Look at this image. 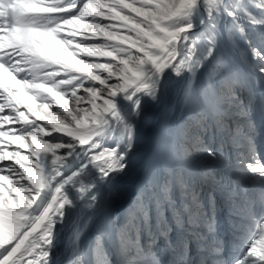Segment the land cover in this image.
I'll list each match as a JSON object with an SVG mask.
<instances>
[{
	"label": "snow or ice",
	"instance_id": "obj_1",
	"mask_svg": "<svg viewBox=\"0 0 264 264\" xmlns=\"http://www.w3.org/2000/svg\"><path fill=\"white\" fill-rule=\"evenodd\" d=\"M224 3L225 0H0V162H10L0 163V264H44L55 219L62 217L65 205L70 203L65 192L60 195L61 191L74 184L81 171L54 186L55 194L52 192L51 200L34 220H29L28 214L50 190L57 168L73 161L82 163V167L78 165L82 171L95 166L99 182L103 185L107 181L102 194L92 196L101 231L106 229V208L122 195L126 174L121 176L120 185L113 184L111 177L113 173H124L125 157L109 148L100 156L87 158L86 154L89 148L98 146L95 138L120 120L116 104L119 96L132 100L145 94L155 100L158 82L166 69H172L178 77L183 71L189 80H194L204 64L212 61L204 87L215 112L198 128L207 131L218 127L226 109L240 107L234 95V70L222 57L214 58V41H209L210 47L200 60L195 59V43L190 45L195 12L207 9L206 18L199 24L215 30V15ZM228 15L236 18L235 11ZM245 16L255 24L249 14ZM49 18L57 19L53 24ZM237 30L244 35L239 25ZM228 38H232L231 33ZM250 51L254 60L264 62V53L251 46ZM259 71L264 75V68ZM113 77L117 83L108 84ZM97 83L103 87L98 89ZM193 93L194 88L189 89L186 82V100L194 101ZM260 101L264 102V97ZM249 127H254L250 121ZM236 131H240L239 125ZM126 132L127 140L134 141L135 130L127 127ZM54 134L68 139L61 140ZM185 139L190 143L179 147L181 159L205 151L200 147L199 134ZM133 146L127 144L126 150L131 151ZM61 149L64 151L59 152ZM100 157H106L103 164L95 163ZM221 165L228 174L219 179L210 172L201 173L202 178L212 180L209 198L236 205L237 188L229 175L235 166L227 156L222 157ZM165 167L162 164L150 168L142 177L132 215L116 249L120 264L122 260L123 264H135L137 259L162 264L159 257L165 255L170 257L168 264H191L193 245L203 247L205 234L186 231L190 227L188 211L176 204L178 198L187 196L184 172L174 169L170 175ZM247 169L264 178V165L249 163ZM24 180L28 183L21 182ZM54 204L58 206L53 208ZM258 208L264 212V204ZM256 211L257 207H247L250 216ZM197 214L203 220L198 226L207 231L212 221L210 213L201 208ZM142 235L148 251L141 243ZM157 247L159 253L153 251ZM256 247L253 243L237 264H264V254L256 257ZM215 259L209 252L204 261L215 264ZM105 261L107 264V253Z\"/></svg>",
	"mask_w": 264,
	"mask_h": 264
},
{
	"label": "rangeland",
	"instance_id": "obj_2",
	"mask_svg": "<svg viewBox=\"0 0 264 264\" xmlns=\"http://www.w3.org/2000/svg\"><path fill=\"white\" fill-rule=\"evenodd\" d=\"M205 10L207 12V9ZM229 11H235V19L228 15ZM245 13L253 18L255 24L248 22ZM201 18L202 11L200 8L195 12L193 17V23L195 24L194 29L196 30H192L190 33V45L193 42L195 43V59L200 60L210 47L209 41H214V58L216 56L222 57L227 61L229 67L234 70V95L240 102V107L233 106L226 109L223 113V122L218 127L209 128L207 131L198 128L197 125L201 122L212 119L215 112L214 102L207 95L204 87L208 82V74L213 62L209 61L205 63L194 80H189L188 73H184L183 71L181 76L178 77L172 69H166L161 77L164 80V84L161 83L159 85V91L155 100L145 94H138V96L133 97L132 100H126L123 96H119L116 100L119 115L121 113L123 115V112H126L121 116V124L117 122L116 124L118 125L116 126L115 124L114 127V122L111 123V127L113 128L110 127L109 132L112 131L114 135H117V133L121 131L123 143L126 145L129 143L134 144L131 151H126V148L121 149L122 153L125 150V153L131 156L128 164H126L124 168V173L128 172V168L130 167L145 164L148 156L152 155L157 162V168L162 164L167 165L169 163L167 172L171 175L172 171L170 170L172 168L175 170L182 169L181 165L183 162L180 163V166H177L175 162L181 159L179 158V147H187L188 143H190V141H186L185 138L193 134H199L202 140L200 147L204 148L205 151L194 156L186 157L183 161L187 160L191 164L204 165L205 167L211 163H221L222 157L227 156L235 166V168H233L234 170L244 174L243 176L248 179H253L257 182L260 180L264 181V178L256 180L259 174L252 173L247 169L249 163L264 165V134L261 129L263 127L259 119V111H257L254 103L255 99L259 97L260 94L264 97V75H261L259 71V69L264 68V62L258 59L254 60L250 51L251 46L264 53V0H242L240 3H238L237 0H225L223 7L219 10L218 14L215 15V19L217 20V29L215 30L210 29L207 24L203 27L197 26ZM205 18L206 14L204 16V19ZM56 19L57 18H49V22L54 24ZM103 23H107V21H103ZM238 25L244 30L243 36L237 30ZM229 33H231V39L228 38ZM179 58L180 57H177V59ZM186 82L189 89L194 88L193 94L195 99L192 102L186 100ZM115 83H117V81L114 77L108 80V84L110 85ZM96 87L99 89L103 86L97 83ZM137 100H139L138 108L135 103ZM132 101H134V103ZM250 101H252L251 104L249 103ZM241 109H247V111L243 112ZM249 121L254 127H249ZM237 125L240 126L239 132L236 131ZM5 127L11 128L16 127V125H6ZM127 127H131L135 130L134 141L127 140ZM54 135L60 136L61 140L68 139V137L62 134ZM105 135H107V133ZM222 138H225L226 141L223 142ZM45 139L51 140V137H45ZM167 140L172 142L173 147H170L169 144L166 143L168 142ZM228 140L232 141V143H229ZM97 142L103 143L100 139H98ZM107 142L110 141L107 140ZM86 146L87 145L80 146L78 144V147ZM11 147L15 148V145ZM135 147L136 149H134ZM21 151L23 152V149H21ZM58 151L63 152L64 150L61 149ZM209 152L213 155H208ZM176 154L179 157L177 159H171V157L174 158ZM0 163L7 164L10 162L3 161ZM172 163H174V165ZM66 167L67 166H60L57 168L56 174L52 175L51 183L58 180L57 177L62 174ZM148 169L149 167L146 166L147 171ZM184 177V189L187 194L186 198L188 202L178 198L176 202L177 207H192L191 211L195 213L194 216H198L197 213L201 208L214 207L217 203L216 200H210L208 195L204 197V191L201 193V189H198V191L196 190L197 183L189 179L186 175H184ZM131 180L123 183L127 184ZM137 180L138 178L135 180L133 193L126 197L127 204L130 205L132 203L133 207L137 196L135 193L138 192L139 188L136 186H140ZM21 182L24 184L28 183L26 180ZM233 184L242 185L243 203L245 207H248L250 193L246 190L247 186L242 181H236L234 179ZM48 197L49 196H47L43 202H48ZM125 203L117 207L111 201L106 208L109 217L108 220L110 221V218H112L115 223L119 225L123 233L132 215L129 209H126L125 213L120 211L121 207L125 206ZM260 203L264 204V198L256 202L257 211ZM36 206H33L35 208L31 210L32 213H34V219L42 212L36 211ZM73 207H75V204L74 206L71 204L69 208L64 211L66 214L63 212L62 217H60L61 221L70 219V221L73 222L75 213ZM198 218L201 217L198 216ZM99 221V217L95 215L93 226H95L96 223H98V226ZM262 225H264V219L259 222L256 235L250 238L244 237L245 239L241 237L236 240V242L239 241L243 246L247 244L250 248L253 243H256V257L264 254V233L261 232ZM93 233V238L96 234L95 249L97 264H106L105 253L108 254L107 264H112L110 252L104 244L105 242L102 241L103 237L100 229L93 231ZM250 248H248V250ZM78 254L83 253L73 254L67 264L75 262ZM77 259L78 261L75 264H84L82 255H79ZM144 262L146 263L145 260L142 261V263Z\"/></svg>",
	"mask_w": 264,
	"mask_h": 264
},
{
	"label": "bare ground",
	"instance_id": "obj_3",
	"mask_svg": "<svg viewBox=\"0 0 264 264\" xmlns=\"http://www.w3.org/2000/svg\"><path fill=\"white\" fill-rule=\"evenodd\" d=\"M201 11H202L201 19H204L206 10L204 8H201ZM197 26L201 27L199 23ZM193 30H196V29L193 28ZM163 81L164 80L160 78L158 82L159 85L163 83ZM132 102L134 103V101ZM125 112H123V115L125 114ZM123 115L121 113L120 120L113 123L114 127L117 122L118 124H121V120H122L121 116ZM118 124H116V126ZM121 133L122 132L120 131V133H117V135H114L112 131L110 132L108 131L107 135H105L106 134L105 133L101 135L100 137H96L95 142H96V145L98 146H93L89 148V151L86 154L87 158H90L92 155L100 156V153L103 152L105 148H109V149H113L117 151L119 154H123L125 157L123 163H125V165L128 164L131 156L130 154L125 153L127 150L126 151L124 150L123 153L121 152L122 148L124 149L126 148V144L123 143L122 141L123 136ZM98 139L103 141V143L97 142ZM107 140H109L110 142H107ZM167 141L168 142L166 143L169 144L170 147H173L172 142L170 140H167ZM134 149H136V147ZM82 159L84 158L82 157ZM104 159H106V157H100V159L97 160L95 163L103 164ZM84 162H87V160L84 159ZM156 163L157 162L155 161V158L152 155H149L145 164L130 167L128 168V172L122 173L121 175H116L115 173H113L111 177L113 184L120 185L121 176H124L125 174H126V177L123 180V182L129 181L131 179L132 180L128 182L127 184H124V183L122 184V195H120L117 199L113 200L112 202L117 207L122 206L126 201V197L130 196L133 193L134 187H135L134 183L137 178H138L137 183L141 184L142 177L147 172L146 166H148L149 169L157 168ZM78 165L81 167L83 166L80 161H77V162L73 161L69 164L63 165L67 167L64 168L62 174L59 177H57L58 180L50 184V190L46 191L41 196L39 202L37 203L36 211H43V208L47 205V203L51 199L52 192L53 194H55L54 186H59V184L63 183V180L67 179L69 175H72L73 173L77 171H81V176L77 178L76 182L72 185L71 184L66 185L65 190H62L60 194V195H63L65 192V195L70 201L68 205H65L63 212L66 211V209H68L71 204L73 206L75 204V207H73L75 209L74 220L73 222H71L70 219L66 221H61L60 217H57L55 219L54 230L51 233V243L47 245L45 249L49 255L47 259L44 261V264H67L68 260H70L73 254H76V253L84 254L91 246L90 244L92 242V238L94 235L93 233L94 216L96 215L95 214V204L92 201V196L97 195V197H99V195L102 194L103 190L108 186V184H107V181L103 185L99 182V179H98L99 173H98V170L95 169V166H93L92 169L89 171L87 169H85V171H82ZM168 165L169 163L166 165L165 171L168 170L169 168ZM177 166H180V163ZM116 182H119V183H116ZM136 187L138 188L139 185H137ZM47 196H49L48 197L49 201L45 203L43 202V200H45ZM89 205H92V207L90 208ZM57 206H58L57 204H54L53 208ZM64 214L66 213L64 212ZM28 215H29V220H34L33 218L34 213H32L31 210Z\"/></svg>",
	"mask_w": 264,
	"mask_h": 264
},
{
	"label": "water",
	"instance_id": "obj_4",
	"mask_svg": "<svg viewBox=\"0 0 264 264\" xmlns=\"http://www.w3.org/2000/svg\"><path fill=\"white\" fill-rule=\"evenodd\" d=\"M193 32H195V31H193Z\"/></svg>",
	"mask_w": 264,
	"mask_h": 264
}]
</instances>
